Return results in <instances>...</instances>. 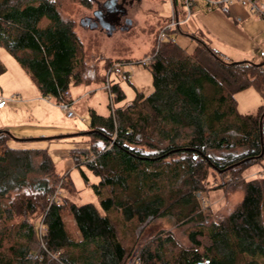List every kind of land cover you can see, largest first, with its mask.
I'll return each instance as SVG.
<instances>
[{
    "label": "trees",
    "instance_id": "16d2710c",
    "mask_svg": "<svg viewBox=\"0 0 264 264\" xmlns=\"http://www.w3.org/2000/svg\"><path fill=\"white\" fill-rule=\"evenodd\" d=\"M62 1L0 0V44L43 96L58 104L72 102V83L105 85L106 72L122 61L109 60L105 73L89 66L77 21L63 15ZM124 1L105 0L107 10L95 9L94 20L81 18L80 24L95 29L99 19L105 33L116 30L127 17ZM173 7L178 9L177 0ZM178 32L187 34L177 25L165 40L157 39L145 64L153 90H137L132 101L108 116L94 110L92 141L71 148L77 166L84 164L99 176L92 187L105 213L93 202L51 201L60 182L73 184L58 172L50 148L12 144L26 140L0 129V264H127L140 232L161 217L189 226V244L180 243L173 231L158 232L141 248L142 263L135 264H264V177L242 181V199L219 221L205 222L198 198L211 170L222 181L228 173L239 178L264 157L259 156L264 103L241 113L235 97L255 87L264 99V65L226 59L195 33L196 45L188 51L174 39ZM5 71L0 60V75ZM110 82L113 101H124L120 84L111 76ZM67 216L79 236L69 230ZM129 232L135 236L132 245Z\"/></svg>",
    "mask_w": 264,
    "mask_h": 264
},
{
    "label": "rangeland",
    "instance_id": "374dc122",
    "mask_svg": "<svg viewBox=\"0 0 264 264\" xmlns=\"http://www.w3.org/2000/svg\"><path fill=\"white\" fill-rule=\"evenodd\" d=\"M104 1L92 0L91 6L86 7L79 0H63L61 11L66 17L76 19L77 30L85 44L84 58L89 66L96 67L100 70L97 71L105 73L104 66L109 63V60H122L121 62L124 63L122 65L124 73L117 76L111 75L126 94L124 101L120 103L112 101L108 90L101 82L72 83L70 96L75 116L69 118L60 104L56 103L51 97L41 94L30 73L4 45L0 44V60L6 66V71L0 75V95L8 97L19 90L23 92H20V95L25 98L27 95H31L33 91H37L36 94L42 100L27 103V108L18 111L35 133V136L31 137L79 133L80 130L85 132L89 130L94 110L103 116H108L111 111L115 110L116 106L132 101L137 90L145 93H150L153 90L152 72L143 61L151 57L156 40L159 39L160 31L172 19L173 0L124 1L127 8L126 20H122L116 30L112 32L107 31L105 33L100 25L96 26L95 29L81 25L80 19L88 17L92 19L94 10L99 8L98 3L103 4ZM113 1L118 4L122 3V0ZM262 3L264 4V0H262ZM241 6L247 16H234L232 19L224 8H216L202 13L208 15L206 17L207 25L212 27L223 41L231 45L224 44L221 46L215 41L213 47H222L220 53L229 60H249L254 63H262L264 62V17L252 12L248 7ZM177 8L179 17L181 19L187 18L188 11L181 0H177ZM195 9V11L199 10L198 7H195ZM231 13L236 14L234 8H231ZM218 16H221L222 19H219ZM189 18L188 22L182 25L188 35L178 32L174 34V39L182 47L192 51L196 45V40L191 36V33L199 32V29L201 30L202 25H204V20L195 13ZM127 72H130L128 78L125 77ZM235 97L238 110L241 113L254 111L264 103L263 97L255 87L241 90L235 94ZM17 98H19V95ZM10 105L14 108L13 112L18 109L16 102H12ZM3 118L4 114L0 110V122ZM7 129L14 136L22 137L17 134V131L20 130ZM84 132L79 135L55 139H36L18 143L12 140L14 142L12 144L39 148L48 144L49 148L57 144L66 146L67 149L64 151V158L66 159L61 160L62 158L56 155L55 160L58 172L67 178L65 181L71 180L73 185L67 184V186L62 187L60 182L53 197H56L59 201L67 197L76 203L93 202L102 213H105L100 204L101 196L92 187V184L99 182V176L91 172L84 164L79 168L75 155L71 150L74 147H87L92 141L89 133ZM81 169L89 176L88 181L82 175ZM242 174L241 177L236 178L228 173L222 181V177L217 172L210 171L204 188L198 193L207 224L224 218L242 199V181L264 177V157L251 162ZM114 217L120 218L121 216L119 213H115ZM67 223L69 230L79 236L70 216H67ZM188 227L187 225L180 226L176 224L173 218H156L144 231L140 232L139 241L127 264H135L137 259H140L141 248L149 243L158 232L165 234L173 231L180 243L188 245ZM127 237L130 240L129 244L132 245L135 236L129 232ZM199 238L204 244L209 243L206 236H199ZM139 263H142V260Z\"/></svg>",
    "mask_w": 264,
    "mask_h": 264
},
{
    "label": "crops",
    "instance_id": "0c3cea01",
    "mask_svg": "<svg viewBox=\"0 0 264 264\" xmlns=\"http://www.w3.org/2000/svg\"><path fill=\"white\" fill-rule=\"evenodd\" d=\"M195 7H198L199 10L195 11L196 10ZM216 8H224L225 11L228 13V15H230V18H232V19L234 16H240V15L247 16L246 13L243 12L242 6L239 3H234V4L229 5V6H220V7L209 8V6L205 3V1L195 0L194 5L192 7L191 16L195 13V14H198V16L200 15L202 20H204L203 21L204 25H202L201 30L199 29V32H197V33L202 34L199 36L202 37L205 41H207L212 47H213V44L215 41H216V43L221 44V46L224 44L230 45L226 41H223L221 36L216 34L215 30L212 27L207 25L208 23L206 22V17L208 15L202 14V13H205L207 11H210V10L216 9ZM231 8L232 9L234 8V12H236V14L233 15L231 13ZM173 10H174V8H173ZM177 11H178V9H177ZM178 16H179V13H178ZM218 17H219V19H222L221 16H218ZM184 19H181V20H184ZM189 19L190 18H188V20ZM188 20L181 23L180 25L182 26L183 24L187 23ZM216 20H218V18H216ZM224 21L226 22V20H224ZM197 33H195V34H197ZM214 46H216V45H214ZM216 47L217 48H215V47L214 48L219 50L220 52H222L221 51L222 47H218V46H216ZM20 92H22V91L17 90L16 93H12L11 95H14V94L16 96L19 95V98L15 97L14 100L10 101L7 105H5L3 108L0 109L2 111V113L4 114V118L1 120L0 126H1V128H9V129L12 128V130H20V131H17L18 132L17 134H18V136H22V138H25L26 136H29V137L35 136V133L31 130V126H29L28 123H26V121L24 120V118L21 117V114H19L18 111L22 110L23 108H27L28 107L27 103H31V102L37 101V100H40V101H42V100L36 94L37 91L36 92L33 91V93L31 95H27V97H25V98L22 97V95H20L21 94ZM70 92H71V90H70ZM41 94H42V92H41ZM12 102H16L17 106H18V109L15 110L14 112H13L14 108L10 105ZM48 145L45 147H49ZM65 149H67L66 146L57 144L54 147L53 146L50 147V153L53 154L54 156H56V155L59 156L60 158H62L61 160H65L66 159V158H64Z\"/></svg>",
    "mask_w": 264,
    "mask_h": 264
},
{
    "label": "built area",
    "instance_id": "2783aa9c",
    "mask_svg": "<svg viewBox=\"0 0 264 264\" xmlns=\"http://www.w3.org/2000/svg\"><path fill=\"white\" fill-rule=\"evenodd\" d=\"M194 1L195 0H182V4L185 6V8L188 11V16L184 20H181L179 18L178 12L175 9L173 10L172 19L160 31L158 42L165 40L168 37V29L169 28L176 27L177 25H180L181 23L188 20V18L191 16V13H192V7L194 5ZM203 1H205V3L209 6V8L220 7V6H229V5H232L234 3H239L240 5L248 7L252 12H255V13L259 14L260 16L264 17V4L262 3V0H203ZM150 58L143 61L144 64L148 63L150 61ZM123 64L124 63H122V62L115 63L107 71V81L105 84V88L108 90L112 101H113V98H112V92H111L110 76L112 74L120 75V74L124 73V71L122 69ZM128 73L130 74V72H128ZM17 96L15 94L8 96V97L0 95V109L3 108L5 105H7L10 101L14 100V98ZM60 106L63 109V111L65 112V114L67 115V117L70 118V117L75 116V111L73 110V108L71 106V102H62L60 104ZM55 198L56 197H52L51 201ZM42 229L43 228L41 226L40 230H42ZM52 256L55 257L56 255L53 254ZM137 262H140V259H137Z\"/></svg>",
    "mask_w": 264,
    "mask_h": 264
},
{
    "label": "water",
    "instance_id": "95a60500",
    "mask_svg": "<svg viewBox=\"0 0 264 264\" xmlns=\"http://www.w3.org/2000/svg\"><path fill=\"white\" fill-rule=\"evenodd\" d=\"M173 4L175 5L176 4V0H173ZM176 10V9H175ZM177 11V10H176ZM239 61V60H238ZM249 61V60H248ZM237 62V61H236ZM256 64H260V65H264V62H262V63H256ZM92 131H94V130H87V131H85L84 133H91ZM11 133V132H10ZM78 132H76V133H67V134H59V135H51V136H42V137H25V138H22V137H16V136H14L13 134H12V136L14 137V138H16V139H21V140H26V141H28V140H36V139H54V138H60V137H67V136H73V135H75V134H77ZM263 153H264V148L262 149V153L259 155V156H261V155H263ZM248 159V158H247ZM243 161H245V159L244 160H242V161H240V162H237L236 164H240V163H242ZM235 165V164H234ZM234 165H231V166H229V168L230 167H233Z\"/></svg>",
    "mask_w": 264,
    "mask_h": 264
},
{
    "label": "flooded vegetation",
    "instance_id": "af4514ba",
    "mask_svg": "<svg viewBox=\"0 0 264 264\" xmlns=\"http://www.w3.org/2000/svg\"><path fill=\"white\" fill-rule=\"evenodd\" d=\"M98 7H99V9H103V11L107 10V9L104 7V5L101 4V3H98ZM107 8H108V7H107ZM108 9H109V8H108ZM97 14H98V13H97ZM99 16H100L101 19L104 18V14L101 15V14L99 13ZM99 16H98V17H99ZM95 22H96V26H99V25L102 26V23L100 22L99 19L95 20Z\"/></svg>",
    "mask_w": 264,
    "mask_h": 264
}]
</instances>
